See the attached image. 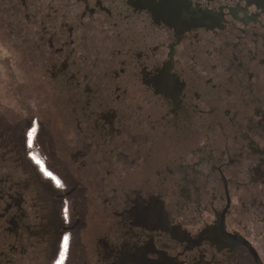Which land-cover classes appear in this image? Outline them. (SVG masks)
Listing matches in <instances>:
<instances>
[{
  "label": "flooded vegetation",
  "instance_id": "1",
  "mask_svg": "<svg viewBox=\"0 0 264 264\" xmlns=\"http://www.w3.org/2000/svg\"><path fill=\"white\" fill-rule=\"evenodd\" d=\"M64 234V264H264V0H0V264Z\"/></svg>",
  "mask_w": 264,
  "mask_h": 264
},
{
  "label": "snow or ice",
  "instance_id": "2",
  "mask_svg": "<svg viewBox=\"0 0 264 264\" xmlns=\"http://www.w3.org/2000/svg\"><path fill=\"white\" fill-rule=\"evenodd\" d=\"M36 131H37L36 128H32V130L28 133V146H29V148H31L32 145H33V134L36 133ZM32 158L35 159V157H32ZM36 163L40 164V161L37 160ZM41 170L42 171L44 170V166L43 165H41ZM44 174H45V176L51 178L52 180H55L57 187H61L62 186L61 185V181L59 179H57V177L54 176L51 172L45 171ZM68 239L69 238L67 236L64 237L65 249H67ZM59 256H60V258H59V260L56 261V264H63V261L65 259V252H63V251L60 252Z\"/></svg>",
  "mask_w": 264,
  "mask_h": 264
},
{
  "label": "rangeland",
  "instance_id": "3",
  "mask_svg": "<svg viewBox=\"0 0 264 264\" xmlns=\"http://www.w3.org/2000/svg\"><path fill=\"white\" fill-rule=\"evenodd\" d=\"M39 167L41 168V165H39ZM61 239H62V237H61ZM60 252H62V251H61V241H60V245H59V252H58L57 256L54 258L52 264H56L57 259L60 258V256H59V253H60ZM66 252H67V250H66ZM65 257H66V253H65ZM64 262H65V259H64V261H63V264H64Z\"/></svg>",
  "mask_w": 264,
  "mask_h": 264
},
{
  "label": "built area",
  "instance_id": "4",
  "mask_svg": "<svg viewBox=\"0 0 264 264\" xmlns=\"http://www.w3.org/2000/svg\"><path fill=\"white\" fill-rule=\"evenodd\" d=\"M39 165H42L41 161H40V164H39ZM65 236H67V234H64V235L62 236V239H61V245H65V241H64V237H65ZM67 237H68V236H67ZM68 241H69V240H68ZM67 246H68V243H67ZM66 250H67V249L64 250V247L61 246V251H63V252L66 253Z\"/></svg>",
  "mask_w": 264,
  "mask_h": 264
}]
</instances>
